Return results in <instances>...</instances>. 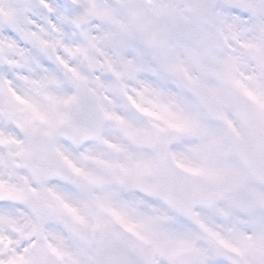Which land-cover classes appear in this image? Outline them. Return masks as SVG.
I'll return each instance as SVG.
<instances>
[{
  "label": "snow or ice",
  "instance_id": "6c2138e0",
  "mask_svg": "<svg viewBox=\"0 0 264 264\" xmlns=\"http://www.w3.org/2000/svg\"><path fill=\"white\" fill-rule=\"evenodd\" d=\"M0 264H264V0H0Z\"/></svg>",
  "mask_w": 264,
  "mask_h": 264
},
{
  "label": "clouds",
  "instance_id": "9594fccd",
  "mask_svg": "<svg viewBox=\"0 0 264 264\" xmlns=\"http://www.w3.org/2000/svg\"><path fill=\"white\" fill-rule=\"evenodd\" d=\"M222 43L224 44V48L221 52V58H226L228 55V52L231 50L233 42L230 40L224 39L222 40ZM191 47L188 44L180 43V42H174L171 44V48L174 50L175 55H177L181 60L187 61L188 54L186 49ZM196 75L204 76L206 74H201L199 72L195 73ZM207 75H210L207 74ZM144 78L150 82H152L155 87L161 89L165 93L171 94V96H163L161 97V102L167 103L169 100H173L175 103L182 104L186 97L187 92L182 89L177 81L168 75L160 74L159 76L153 75L152 73H146ZM140 85L137 84L135 81L129 82V91L131 92L133 89L139 88Z\"/></svg>",
  "mask_w": 264,
  "mask_h": 264
},
{
  "label": "rangeland",
  "instance_id": "374dc122",
  "mask_svg": "<svg viewBox=\"0 0 264 264\" xmlns=\"http://www.w3.org/2000/svg\"><path fill=\"white\" fill-rule=\"evenodd\" d=\"M216 173L220 177V181L213 186L214 191L223 192L227 190L230 194L239 191L243 183V177L232 160L227 157L217 159Z\"/></svg>",
  "mask_w": 264,
  "mask_h": 264
}]
</instances>
